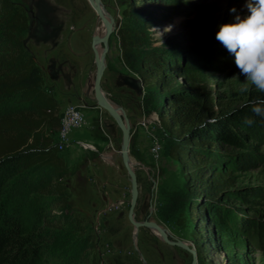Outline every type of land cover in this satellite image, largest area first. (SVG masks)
<instances>
[{
	"label": "rangeland",
	"instance_id": "374dc122",
	"mask_svg": "<svg viewBox=\"0 0 264 264\" xmlns=\"http://www.w3.org/2000/svg\"><path fill=\"white\" fill-rule=\"evenodd\" d=\"M10 1L25 9L31 25V0ZM47 1L60 13L57 17L63 28L57 46L35 41L30 36L32 30L24 34V44L39 66L46 91H53L59 100L71 99V103L63 102L66 107L83 104L87 122L81 130L94 122L99 142H79L80 151L66 163L68 203L64 207H51L50 201L59 199V204L62 200L56 194L42 195V186L50 180L24 174L14 178L16 200L24 209L26 227L43 226L44 217L51 220L47 246L53 264H191L190 253L159 240L150 228H140L135 236L128 219L132 182L122 161V132L106 110L84 96L95 70L92 32L96 11L88 0ZM155 1L158 11L142 15L132 12L127 0H102L116 27L102 87L130 121L129 155L139 184L135 219L156 222L168 232L169 239L188 243L193 249L196 241L201 244L206 239L205 260L198 264H264V248L255 244L251 229V222H264V199L249 195L252 190H264V163L253 170L236 167L243 151L221 139L197 158H206L209 163L201 170L205 178L190 187V172H185L170 154L179 142L160 124L158 110L145 105V87L123 64L118 36L121 28L139 30L141 51L163 53L183 75L178 77L175 89L206 96L214 107V116L208 122L216 123L224 119L226 110L247 105L257 90L250 83L245 90L247 82L236 66L223 67L216 62L214 71L193 73L186 65L203 56L214 60L215 49L227 51L216 40V34L222 25L234 23L237 15H247L246 0ZM148 5L145 1L137 3L138 9ZM149 22L154 25L148 27ZM205 22L213 28L208 38L201 30ZM59 66L66 78L54 80L52 76L59 74ZM127 78L138 83L131 85L125 81ZM193 82L197 90H193ZM164 102L163 96L155 99L160 107ZM17 104L18 98L11 97L1 106L11 109ZM69 144L61 152L64 159L72 150ZM254 146L259 156H264V144ZM10 167L12 172L17 170L15 165ZM220 175L229 177V181L220 184L223 186H208L209 179L216 181ZM194 190L197 195L192 193ZM202 206L204 210H200ZM216 210L221 211L223 221L217 220ZM200 232L203 237L197 239L195 234Z\"/></svg>",
	"mask_w": 264,
	"mask_h": 264
},
{
	"label": "trees",
	"instance_id": "16d2710c",
	"mask_svg": "<svg viewBox=\"0 0 264 264\" xmlns=\"http://www.w3.org/2000/svg\"><path fill=\"white\" fill-rule=\"evenodd\" d=\"M127 1L136 14L147 15L159 8L155 0ZM141 1L147 2L148 7L138 9L137 3ZM153 25L154 22L148 23V27ZM29 29L30 21L25 9L10 0H0V106L11 97L18 98L15 107H0V264H53L47 246L51 220L44 217L41 220L43 226L26 227L24 209L16 200L14 178L23 174L29 178H46L50 181L42 186V195L56 194L62 198L59 204V199L50 201L51 207H64L68 203L66 179L69 173L56 145L62 107L46 91L39 66L24 44V34ZM201 30L208 38L213 28L205 22ZM118 36L123 64L139 77L145 87V105L158 110L160 124L179 142L170 154L185 172H190L187 176L190 187H195V182L205 178L201 170L209 163L206 158H197L202 156L206 147L221 139L243 151L235 162L236 167L253 170L257 164L264 163V156H259L254 146L264 144V118L251 111V101L257 97L264 98V93H253L251 101L243 108L231 112L226 110L224 119L208 122L214 116L212 103L206 96H197V91L185 93L176 90L177 79L183 75L172 67L163 53L151 51L144 54L141 51L139 46L143 43L138 41L139 30L121 28ZM213 53L214 60L203 56L190 61L186 65L187 71H214L216 62L223 67L235 66V58L228 51L215 49ZM217 57L221 61H217ZM192 84L193 90H197L195 82ZM159 95L166 99L161 107L155 103ZM246 120L253 122L248 124ZM11 165L17 167L15 172L10 169ZM228 181L229 177L220 175L216 181L209 179L208 186L211 183L223 186ZM192 193L198 194L196 190ZM249 195L264 199V190H252ZM204 208L202 206L200 210ZM216 214L217 220L223 221L221 211L216 210ZM251 229L255 244L264 248V222H251ZM195 236L202 239L203 234L200 232ZM205 242L206 239L201 244L195 243L198 262L205 260Z\"/></svg>",
	"mask_w": 264,
	"mask_h": 264
},
{
	"label": "clouds",
	"instance_id": "9594fccd",
	"mask_svg": "<svg viewBox=\"0 0 264 264\" xmlns=\"http://www.w3.org/2000/svg\"><path fill=\"white\" fill-rule=\"evenodd\" d=\"M245 7L247 15H237L234 23L222 25L216 40L235 58V66L247 82L245 90L250 83L257 92L264 93V0H246ZM231 11L235 13L236 9ZM251 111L264 118V98L253 99Z\"/></svg>",
	"mask_w": 264,
	"mask_h": 264
},
{
	"label": "water",
	"instance_id": "95a60500",
	"mask_svg": "<svg viewBox=\"0 0 264 264\" xmlns=\"http://www.w3.org/2000/svg\"><path fill=\"white\" fill-rule=\"evenodd\" d=\"M95 5L98 7V11L103 19L104 22H108V29L106 35L99 41V43H103L106 46L105 51L103 52L102 58L99 57L97 54V66H96V76H95V84H94V90H95V104L104 110H106L112 117L117 119L119 123V128L122 132L123 136V143H122V161L124 164V167L126 168V171L131 179L132 182V202L130 206V210L128 213V219L130 223L133 225L134 228L140 229V228H154L156 231H158L163 239V241L171 246H176L183 248L185 251L190 253L192 255V263L191 264H198L196 251L193 249L188 243L182 242V241H172L169 239V235L167 234V231L164 230L163 226L157 224L154 221H142L139 222L135 219V209L138 203L139 198V184L138 179L135 174V170L131 166L130 163V121L127 118L124 110L117 106L114 102H112L107 95L105 94L103 87H102V79L104 75V71L106 68L104 57L108 54V41L110 37L114 34L116 31V27L107 20V18L104 16L103 12L101 11V6H103L102 0H95ZM50 10L53 13L58 12L57 7L50 6ZM55 17V16H54ZM128 83L131 85H136L133 79L127 78ZM139 90V89H138Z\"/></svg>",
	"mask_w": 264,
	"mask_h": 264
},
{
	"label": "flooded vegetation",
	"instance_id": "af4514ba",
	"mask_svg": "<svg viewBox=\"0 0 264 264\" xmlns=\"http://www.w3.org/2000/svg\"><path fill=\"white\" fill-rule=\"evenodd\" d=\"M50 4L47 0H31L30 14L33 16V21L30 25V36L35 41L41 40L50 42L52 45H56V38L62 31V22L59 21V15L57 12L53 13L50 10ZM55 16V17H54ZM53 66L55 61H52ZM57 78H66L62 72V66L58 67ZM128 82V79H125Z\"/></svg>",
	"mask_w": 264,
	"mask_h": 264
},
{
	"label": "bare ground",
	"instance_id": "6f19581e",
	"mask_svg": "<svg viewBox=\"0 0 264 264\" xmlns=\"http://www.w3.org/2000/svg\"><path fill=\"white\" fill-rule=\"evenodd\" d=\"M90 1L91 3V6L94 8V10L96 11V17H95V20L94 22L95 25L93 27V32H92V42H93V53H94V67H95V70L92 71V73L90 74V77L88 79V82L86 84V87H85V90H84V96L87 98V99H90L91 101L94 102L95 100V90H94V84H95V76H96V66H97V54L99 55V57L102 58V55H103V52L105 51L106 49V46L105 44L103 43H99V41L101 39H103V37L106 35L107 33V29H108V22H104L100 13H99V9L98 7L95 5V0H88ZM101 11L103 12L104 16L107 18L108 21H110L111 23H113V25L115 26V20L114 18L112 17V15L109 13V11L107 10V8L105 7V5L103 4V6H101ZM92 19V18H91ZM114 35V34H113ZM111 36L109 41H108V51L110 52L111 48H112V44H113V39H114V36ZM108 52V54H109ZM113 52V51H112ZM108 54L104 57V60H105V64H107L106 61L107 60V56ZM109 98V97H108ZM110 99V98H109ZM112 101V100H111ZM113 102V101H112ZM116 104V103H115ZM117 105V104H116ZM118 106V105H117ZM113 120L115 121L116 125L119 127V123L117 121V119H115L114 117H112ZM131 163V161H130ZM131 166L133 167L134 169V164L131 163ZM154 234L157 235V237L159 238V240L163 241L160 233L158 231H156L154 228H150ZM165 230V229H164ZM134 232H135V236L138 235L139 233V229H136L134 228ZM168 234V232H167ZM169 235V234H168Z\"/></svg>",
	"mask_w": 264,
	"mask_h": 264
},
{
	"label": "built area",
	"instance_id": "2783aa9c",
	"mask_svg": "<svg viewBox=\"0 0 264 264\" xmlns=\"http://www.w3.org/2000/svg\"><path fill=\"white\" fill-rule=\"evenodd\" d=\"M83 110L84 105L77 103L68 105L62 111L61 128L56 136L58 141L57 146L60 152L64 151L66 145L69 144L71 133L86 125V115ZM82 145L84 146L85 144Z\"/></svg>",
	"mask_w": 264,
	"mask_h": 264
},
{
	"label": "crops",
	"instance_id": "0c3cea01",
	"mask_svg": "<svg viewBox=\"0 0 264 264\" xmlns=\"http://www.w3.org/2000/svg\"><path fill=\"white\" fill-rule=\"evenodd\" d=\"M57 38H56V45L51 44L52 47L57 46ZM41 41H43V40H41ZM44 42H46V41H44ZM48 43H50V42H48ZM52 77L54 80H56L55 78H57L55 75ZM47 92L55 98V94H53V91L47 90ZM55 99L61 105L62 110L64 109V107H66V105H64L63 102H66V101L68 103L73 102L71 99H67L66 97L63 100H59L57 97ZM94 127H95L94 122L93 123L91 122V123H89L88 127L84 128L82 130L76 129L71 133L70 141H69V143H70L69 147H71L72 150L68 151V155L65 157L66 163H70L74 159V155L77 154V151H80L79 142H84V143H89V144H94V143L99 142L96 134H94L95 133ZM77 146H79V147H77Z\"/></svg>",
	"mask_w": 264,
	"mask_h": 264
}]
</instances>
